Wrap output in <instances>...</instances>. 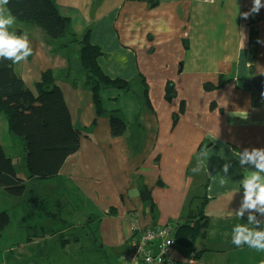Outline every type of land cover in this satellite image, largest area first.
Segmentation results:
<instances>
[{
    "label": "crops",
    "instance_id": "1",
    "mask_svg": "<svg viewBox=\"0 0 264 264\" xmlns=\"http://www.w3.org/2000/svg\"><path fill=\"white\" fill-rule=\"evenodd\" d=\"M252 6L253 0H57L59 12L70 19L71 42V36L54 40L37 26L15 21L9 32H27L33 54L18 64L0 58V67L10 68L31 89L44 72L51 71L82 137L56 184L28 181L14 190L16 196H27L33 189L49 200L47 211L52 205L58 211L45 215L31 204L39 211L38 220L22 229L24 242L17 244L14 239L18 246L14 254L22 260L12 258L11 264H21L24 255H43L47 260L50 253H36V248L54 239L67 241L66 246L61 244L65 254L72 242L81 245L84 235L92 238L93 246L79 248L73 255H89L94 264H109L108 255L113 254L119 255L115 264H133L125 259L132 253V225L143 230L182 222L202 204L210 228L214 221L222 228L218 244L198 240L196 252L204 246L208 252L197 260L191 250L177 246L171 252L172 262L253 264L256 255H264L232 243L235 210L243 201L240 182L248 171H255L251 164L241 167L234 153L264 148V104H257L254 90L241 87V79L250 76V64L256 76L264 74V8L245 19L242 14ZM87 35L102 49V71L112 79L132 81L133 93L143 95L101 92L106 111L119 110L126 123L120 137L111 134L109 114H96L77 55ZM222 78L227 79L224 87L206 90L205 85L215 86ZM170 84L176 93L172 101L166 99ZM204 150L209 158L193 172ZM226 160L232 167L227 183L221 185ZM26 199L24 204L29 205ZM70 211L87 221L67 222ZM254 214L264 230V215ZM244 215L248 217L249 211ZM46 217L50 224L44 223ZM54 224L63 228L56 231ZM30 229L45 242L30 237L28 233L34 232ZM6 234H11L8 227L0 228V242ZM68 255H72L69 249ZM57 260L38 264H64Z\"/></svg>",
    "mask_w": 264,
    "mask_h": 264
},
{
    "label": "trees",
    "instance_id": "2",
    "mask_svg": "<svg viewBox=\"0 0 264 264\" xmlns=\"http://www.w3.org/2000/svg\"><path fill=\"white\" fill-rule=\"evenodd\" d=\"M6 7L11 15L16 17L17 23L37 26L51 39H64L72 34L69 30L70 19L59 12L57 0H9ZM255 32L256 29L251 38L253 44L257 38ZM72 36L70 42L74 38ZM101 56H103L102 49L91 43L89 35L85 36L81 41L80 63L87 76L96 114H109L111 134L113 137H120L126 130V123L120 117L119 110L106 111L101 92L129 91L131 82L112 79L105 75L99 63ZM255 76L253 65L250 64V76L241 79V87L252 91L250 82ZM226 84L227 79L222 78L217 85L207 84L205 88L218 89ZM34 89L38 91V97L33 96L31 88L22 80L14 77L10 68L0 67V115L6 118L8 129L23 144L25 164L29 174L28 178L18 174L12 158L5 152L0 137V190H19L28 181L56 184L66 159L75 154L80 147L82 132L73 125L64 95L53 74L44 73ZM175 96L174 87L170 84L166 89V99L172 101ZM255 97L258 98L259 95L255 93ZM176 121L177 118L174 123ZM144 194L146 196L147 191L144 190ZM26 200L27 204H33L40 212L50 215L46 210L49 205L46 197L34 193L32 189ZM9 219L8 213H0V227L4 228L3 226L9 223ZM210 226L204 204L191 211L182 222L176 221L169 225L171 237L175 239L176 245L191 250L193 252L191 255H195L196 260L208 252L205 246L201 251L196 252L194 246L198 240L207 239ZM59 242L63 246L67 244L63 238ZM43 260H46V257Z\"/></svg>",
    "mask_w": 264,
    "mask_h": 264
},
{
    "label": "rangeland",
    "instance_id": "3",
    "mask_svg": "<svg viewBox=\"0 0 264 264\" xmlns=\"http://www.w3.org/2000/svg\"><path fill=\"white\" fill-rule=\"evenodd\" d=\"M77 55L80 56V53H78ZM46 72H51V71H46ZM129 82H131L130 90L129 91L121 90L119 92H125V93L129 92L132 94V96L135 95L137 98H142L143 96L142 92L139 93V91L135 90V93H133L134 92L133 86H132L133 83L132 81H129ZM0 136H1V141L5 149V152L7 155H10V157L12 158V161L17 169L18 174L20 176L27 178L29 174L26 169L25 152L23 150V144L14 134L10 132V130L8 129L6 118L3 115H0ZM26 197H27L26 194L23 196H16L14 194V191L0 190V213L7 210V213L9 214V217H10L9 223L7 225H4L3 227H8V229L11 232L10 236L9 234H6V236H4V240L2 239L0 242V251H1L0 264H11L13 262L12 258H15V262H18V263L22 260L21 257H19L20 255L14 254V252L16 251L14 249L18 248L17 244L24 242L22 238V231H23L22 229L29 228L30 224L32 225L34 222L38 220V217L36 216V214H38L39 211L37 210L36 207L32 205L24 204ZM48 211L50 213L57 212L58 209L55 205H52L51 207L48 208ZM245 212H248V211H245ZM70 215L72 217L65 218V220L69 223L73 224L78 221H84V222L87 221V218L83 217L81 213H74L73 211H70ZM42 217H45V216L42 215ZM42 217L40 218V220L43 219ZM44 223L50 224V218L46 217L44 220ZM247 223H248L247 217H245L244 215L242 219H239L237 217L236 220L233 221L232 225L236 226L237 224H247ZM214 224L215 226L213 225L210 228L209 236L205 240L207 241L209 246L210 245L216 246L218 244L217 236L221 233V230H222L221 226L218 225L215 221H214ZM52 228H54L56 231L61 230L63 228V225L54 224ZM65 228L66 230H69V226H66ZM84 228H87V226L84 225L83 229ZM90 228L93 230L95 226L91 225ZM83 229H80L78 232H80L81 234L83 232ZM232 230H233V227H232ZM29 231H34V232L28 233L30 234V237L31 236L35 237L36 235L34 239H38L40 242H45L42 239V237H38L39 233L37 231L32 230V229H30ZM87 233H89V231H87ZM89 235H91V233H89ZM84 236L85 237L82 239L81 245L78 246L77 243L72 242L71 245L69 246L68 249L71 250L72 255H68L67 248L64 250L66 251L67 254L66 253L64 254L62 251L61 242H57V239H54L51 242L47 244H41V246L36 248V253H40L41 251H48L50 253V255H48L47 260H43L44 258L43 255H36L35 257H33L34 255H24L23 262L21 264H38L44 261L45 263H47L51 259L53 261V259L57 260L59 259V257H61V259L59 262L57 260L58 263H60L63 260L64 264H94L95 263L94 258L89 255H73V253L76 251L77 253H79V248L83 249V248H88L90 246H93V242L91 241L92 238L91 237L86 238V235ZM68 237L69 236H66L65 238H68ZM14 239H17V242H18L17 244L14 243ZM10 249H13V252H10ZM5 250H8L7 255H3ZM59 253L61 255H58ZM30 256H32L33 258H31ZM101 256L106 257V255H101ZM108 256H109V262H110L109 264H115V261H117L119 255L112 254ZM256 256L257 258L253 264H264V255H256ZM125 259L127 260L128 257H125Z\"/></svg>",
    "mask_w": 264,
    "mask_h": 264
},
{
    "label": "clouds",
    "instance_id": "4",
    "mask_svg": "<svg viewBox=\"0 0 264 264\" xmlns=\"http://www.w3.org/2000/svg\"><path fill=\"white\" fill-rule=\"evenodd\" d=\"M8 3L9 0H0V58L11 60L13 64H18L26 61L33 54V49L27 32L22 35L9 32V28L15 23L16 17L11 15L6 7ZM261 8H264L261 0H253L250 12H245L242 15L247 19L251 13H259ZM31 91L34 97L39 96L36 89L33 88ZM234 155L238 157V163L241 167L245 164H251L255 166V171H248V175H245L244 179L240 182V187L244 190L243 201L241 206L235 210V215L239 219H242L245 211H249L247 217L248 223L237 224L233 228L232 243L236 247L247 245L249 248L264 252V230H259L261 221H258L254 214L255 212H259L261 215H264V175H262L264 173V148H252L251 151L245 148L243 151L234 153ZM208 158V151H202L200 158H198V166L193 169V172L200 171L201 166ZM231 167V161L226 160L222 168L223 175L219 181L221 185L227 183V174ZM168 243L170 244L172 241H168ZM191 264H195V262L192 261Z\"/></svg>",
    "mask_w": 264,
    "mask_h": 264
},
{
    "label": "built area",
    "instance_id": "5",
    "mask_svg": "<svg viewBox=\"0 0 264 264\" xmlns=\"http://www.w3.org/2000/svg\"><path fill=\"white\" fill-rule=\"evenodd\" d=\"M256 102L258 105H263L264 94L260 95ZM131 230L132 253L128 255L127 261L133 264H149L150 258V264L172 263L171 252L176 247V241L171 237L169 226L140 230L136 225H132ZM168 241L172 243L169 244ZM194 256L192 255L193 258Z\"/></svg>",
    "mask_w": 264,
    "mask_h": 264
},
{
    "label": "water",
    "instance_id": "6",
    "mask_svg": "<svg viewBox=\"0 0 264 264\" xmlns=\"http://www.w3.org/2000/svg\"><path fill=\"white\" fill-rule=\"evenodd\" d=\"M250 83L255 93L264 94V74L253 77Z\"/></svg>",
    "mask_w": 264,
    "mask_h": 264
}]
</instances>
